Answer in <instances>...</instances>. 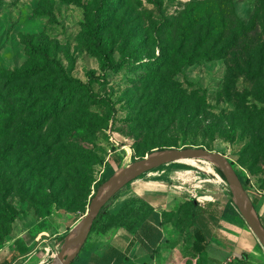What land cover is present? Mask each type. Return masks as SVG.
Listing matches in <instances>:
<instances>
[{"label":"rangeland","instance_id":"1","mask_svg":"<svg viewBox=\"0 0 264 264\" xmlns=\"http://www.w3.org/2000/svg\"><path fill=\"white\" fill-rule=\"evenodd\" d=\"M99 1L0 0V69L15 71L41 63L39 57L30 54V48L39 43L47 48L51 58L61 63L69 77L87 82L89 72L101 74V61L92 53L85 30L92 17V7ZM192 1L121 0L111 13L105 40L113 44L115 60L127 55L138 63L128 64L120 73L109 71L105 81L94 83L97 99L77 91L69 115L55 122L52 128L57 131L61 126H69L80 113L97 126L83 144L94 174L91 195L71 212L56 207L53 215L42 219L31 202L17 191L13 193L7 202L17 210L18 216L12 223H3L0 217V241L7 240L0 247V262L14 259L12 264H53L70 227L78 217L85 216L99 188L119 170L160 151L205 148L222 154L234 164L242 181L248 182L250 197L261 207V199L264 200V0H232L241 26L234 28L240 34L229 35L227 43H218L216 58H204L170 78L163 74L155 80L148 79L145 65L162 55L159 25L165 18L178 15ZM49 80L58 85L62 80V73L52 65L28 82V86H40ZM171 91L178 101L182 100L183 92L188 93L195 113L202 110L198 123L201 125L204 117V125L216 126L219 133H204L193 123L185 125L181 116L169 115L161 120L165 108L154 106V102ZM108 101L113 103L115 114ZM201 102L203 107L199 105ZM173 119L176 120L171 122ZM20 125L0 144L10 147L16 143L25 154L30 153L25 137L20 134ZM229 125L235 126L234 135ZM8 151L9 161L3 162L0 182L4 178V182L12 179L17 166L16 155L9 148ZM113 156L121 158L119 168L111 165ZM207 171L209 168L203 161L185 160L147 173L120 191L124 195L152 182L167 186L163 193L159 191L165 196L170 194L172 203L168 210H173L164 214L167 264H210L209 255L194 258L190 250L195 230L190 211L192 205L211 202L226 213L231 199L229 186L219 183L218 176ZM180 186L197 192L200 198L179 190ZM61 187L60 183L54 188L47 185L42 192L58 193ZM235 215L238 220L232 217L229 226L233 234L229 237L242 245L253 243L264 256V249L257 239H252L255 236L241 214ZM204 234L211 242V250L214 247L224 250L219 256V261L224 262L232 253L233 243L226 241L222 232L214 236L211 229H204ZM235 262L230 259L224 264Z\"/></svg>","mask_w":264,"mask_h":264},{"label":"trees","instance_id":"2","mask_svg":"<svg viewBox=\"0 0 264 264\" xmlns=\"http://www.w3.org/2000/svg\"><path fill=\"white\" fill-rule=\"evenodd\" d=\"M67 1L81 2V0ZM120 4L121 0H100L92 7V17L86 23L85 30L91 41L92 53L101 61V74L96 71L89 72L87 82L69 77L61 63L51 58L47 48L39 43L30 48V54L39 57L41 63L15 71L0 69V142L22 122L20 134L27 141L25 143L27 149L31 150L30 153L25 154L22 148L16 147V143L10 147L0 144V162H2L0 170H4L3 162L9 161L8 148L16 155L17 161L13 178L6 182L4 178L0 182V217L3 223L6 221L12 223L17 219V210L7 202L9 196L16 191L34 205L36 213L42 219L53 215L56 207L71 212L74 207L87 201L91 195L94 174L83 144L97 126L81 117L83 114L80 113L71 120L72 124L69 126H61L62 128L57 131L52 128L55 122L69 115V111L73 109L72 103L77 91H83L88 97L97 99L92 87L94 83L105 81L109 71L120 73L128 64L138 63L133 56L132 58L127 55H122L116 61L113 44L105 40V33L110 28L109 16ZM235 25L241 27L232 0H193L178 15L165 18L159 25V44L162 47V55L145 65L148 79L155 80L163 74L170 78L184 67L198 64L204 58H216L218 43H227L229 35L240 34L234 28ZM49 65L62 73L61 84L58 85L54 80H49L40 86L29 87L28 82ZM171 92L167 94L168 96H160L154 102V106L165 108L162 111L161 120L169 115L174 118L181 116V122L185 125L190 126L193 123L204 133L213 135L219 133L216 126L204 125L206 122L204 117L201 120L202 124L198 123L197 118L202 110L198 109L199 111L195 113L196 110L193 109L191 102L192 97L188 93L183 92L182 100L178 101L175 92ZM25 93L27 97L24 98ZM49 95L54 96L51 98ZM108 102L115 114L113 103ZM199 105L204 106L202 102ZM112 119L114 121L115 118ZM174 120L176 119L171 122ZM228 127L235 129V126L229 125ZM232 130L231 133L234 135L235 131ZM110 163L114 168H119L121 158L113 156L110 158ZM232 165L234 167L233 163ZM237 174L241 179L240 174L238 172ZM59 183L62 187L58 193L42 192L47 185L54 188ZM242 184L249 193L248 182L242 181ZM119 194L120 192L104 207L91 232L106 233L115 223L134 227L130 219V216L134 214L132 209L122 212V215H114L105 211L119 197ZM252 201L256 208V200L252 199ZM192 206L190 216L195 230L190 250L194 258L208 256L207 249L210 242L196 224V218L201 211L196 206ZM229 208L238 213L233 205L230 204ZM172 211L167 213H172ZM154 235L158 243L161 240L160 233ZM5 242H7L6 239L0 241V247ZM13 260H4L0 264H12Z\"/></svg>","mask_w":264,"mask_h":264},{"label":"crops","instance_id":"3","mask_svg":"<svg viewBox=\"0 0 264 264\" xmlns=\"http://www.w3.org/2000/svg\"><path fill=\"white\" fill-rule=\"evenodd\" d=\"M166 187L164 184L152 182L143 184L127 194H119V197L105 211L114 215H122V212L132 209L134 214L130 216V219L133 221L134 227L130 228L115 223L106 233L91 232L81 252L72 264H167L168 256L166 253L168 251L164 246L166 243L164 214L171 211L168 208L172 202L170 194L165 196L159 193V191L163 193ZM180 189L183 192L192 194L184 186H180ZM261 200V207L257 206V209H255L264 224V214H261L264 212V200ZM230 204L232 203L230 202ZM196 208L201 211L196 223H198L203 233L204 229H211L214 236L222 232L224 237L226 236V241L233 243L232 253L225 261L234 259L236 264H264V256L258 252L256 245H253V243L251 245L249 242H247L248 245L235 243V240L229 237L233 234V230L229 226V223H232V217L238 220L229 205L226 213L220 212L219 209L224 210L221 207L219 208L216 203L211 202L204 205L198 204ZM82 216L80 219L83 218ZM146 233H148L147 236ZM159 233L161 240L156 243L154 234ZM252 239L256 238L253 237ZM208 241L210 242V240ZM210 247L209 245L207 249L210 264H224L225 261L222 263L219 261V256L224 250L215 247L211 250Z\"/></svg>","mask_w":264,"mask_h":264},{"label":"water","instance_id":"4","mask_svg":"<svg viewBox=\"0 0 264 264\" xmlns=\"http://www.w3.org/2000/svg\"><path fill=\"white\" fill-rule=\"evenodd\" d=\"M192 158L208 161L221 172L230 188L232 205L241 214L250 231L264 249V224L231 161L222 154L205 148H182L147 155L128 166L124 171L119 170L116 175L106 181L92 197L85 216L70 229L69 234L63 239L53 264H72L85 245L104 207L125 186L155 169Z\"/></svg>","mask_w":264,"mask_h":264},{"label":"bare ground","instance_id":"5","mask_svg":"<svg viewBox=\"0 0 264 264\" xmlns=\"http://www.w3.org/2000/svg\"><path fill=\"white\" fill-rule=\"evenodd\" d=\"M192 159H194V160H198V161H203L205 164H206V166L209 168V171H207V172H209V173H212V174H214V175H216V176H218L217 175V172H216V170H215V168H214V166H213V164L212 163H210V162H208V161H205V160H201V159H195V158H192ZM192 159H187V160H192ZM125 169H121V172L122 171H124ZM206 172V171H205ZM219 174V173H218ZM218 179H219V183H222L223 182V180L218 176Z\"/></svg>","mask_w":264,"mask_h":264},{"label":"built area","instance_id":"6","mask_svg":"<svg viewBox=\"0 0 264 264\" xmlns=\"http://www.w3.org/2000/svg\"><path fill=\"white\" fill-rule=\"evenodd\" d=\"M206 182H208V181H204V182H202V183H206ZM223 183L227 186V182L223 181ZM199 188L202 189V187H199ZM179 190H181V189H179ZM192 196H193L194 198H200V197L198 196V193H197V192H193V193H192Z\"/></svg>","mask_w":264,"mask_h":264}]
</instances>
